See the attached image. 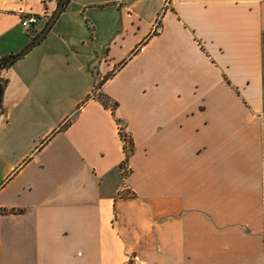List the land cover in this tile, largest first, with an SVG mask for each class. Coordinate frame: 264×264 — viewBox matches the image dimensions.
<instances>
[{"label":"crops","instance_id":"1","mask_svg":"<svg viewBox=\"0 0 264 264\" xmlns=\"http://www.w3.org/2000/svg\"><path fill=\"white\" fill-rule=\"evenodd\" d=\"M2 76L0 264H264V0H70Z\"/></svg>","mask_w":264,"mask_h":264},{"label":"trees","instance_id":"2","mask_svg":"<svg viewBox=\"0 0 264 264\" xmlns=\"http://www.w3.org/2000/svg\"><path fill=\"white\" fill-rule=\"evenodd\" d=\"M58 3V8L63 7V11L68 7L70 4V0H57ZM62 11V12H63ZM49 21V20H48ZM47 24V23H46ZM46 24L42 27L41 30L36 31L33 33L31 36V42L32 43L35 38L40 34V32L45 28ZM19 54H10L7 56H3L0 58V109H2V103H3V95L5 92V89L7 87L8 81L2 76V73L4 70L9 69L11 66H13L21 57H19ZM97 99L101 102V104L107 108H110L112 112L114 113L115 110L117 109L118 104L116 102H113L109 97H107L104 94H100L97 96ZM120 137L121 140L123 141V149L125 152V162L122 164L121 167H124V165L128 162L129 158L133 155L134 153V141L132 137L126 132L124 127L120 128Z\"/></svg>","mask_w":264,"mask_h":264},{"label":"water","instance_id":"3","mask_svg":"<svg viewBox=\"0 0 264 264\" xmlns=\"http://www.w3.org/2000/svg\"><path fill=\"white\" fill-rule=\"evenodd\" d=\"M63 11V7H59L54 14L51 16L50 20L47 22L45 28L40 32V34L35 38V40L23 51L19 54V57H24L31 49H33L36 45H38L50 32L53 25L59 18Z\"/></svg>","mask_w":264,"mask_h":264},{"label":"built area","instance_id":"4","mask_svg":"<svg viewBox=\"0 0 264 264\" xmlns=\"http://www.w3.org/2000/svg\"><path fill=\"white\" fill-rule=\"evenodd\" d=\"M40 23L39 16L36 15H27L22 18L21 25L25 28H31L34 26H37ZM133 264H140L139 260L135 259L133 260Z\"/></svg>","mask_w":264,"mask_h":264}]
</instances>
